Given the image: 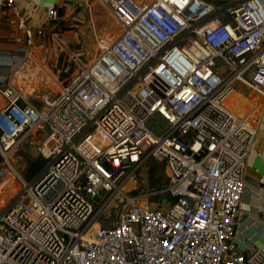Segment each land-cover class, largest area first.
<instances>
[{"label": "built area", "instance_id": "1", "mask_svg": "<svg viewBox=\"0 0 264 264\" xmlns=\"http://www.w3.org/2000/svg\"><path fill=\"white\" fill-rule=\"evenodd\" d=\"M101 2L121 32L98 41L56 100L40 109L0 83V181L18 186L0 203V264H264L237 235L257 115L225 105L240 85L264 95V0ZM2 11L14 49L58 56L17 0H0ZM155 115L162 134L147 126ZM32 136L45 164L26 179L11 155ZM150 160L169 174L158 206L128 191Z\"/></svg>", "mask_w": 264, "mask_h": 264}, {"label": "rangeland", "instance_id": "2", "mask_svg": "<svg viewBox=\"0 0 264 264\" xmlns=\"http://www.w3.org/2000/svg\"><path fill=\"white\" fill-rule=\"evenodd\" d=\"M220 4L224 0H213ZM93 6L76 8L72 16L53 20L46 29V39L50 45H56L58 56L52 54L51 60L41 62L30 60L24 49L10 50L9 63H0V83L12 84L38 108L44 109L58 98L63 89L71 86L81 75L84 65L90 64L98 53V41L108 42L116 39L121 27L101 0H91ZM223 67V62L218 61ZM46 72V73H45ZM233 101L239 115L248 112L256 115L264 108V95L247 85L236 87ZM4 102L0 98V108ZM147 126L157 134L164 133L168 124L161 117H151ZM39 135L38 138H41ZM11 162L26 179L33 178L44 166L45 160L37 153V138L27 137L14 149ZM1 163V162H0ZM1 166V164H0ZM137 183L128 186L133 196L142 195L140 203L147 206H158L169 201L162 192L169 182L167 165L153 160L146 161L136 173ZM11 180L0 181V203L7 200L17 187L8 192ZM148 199V201L146 200ZM117 218V210H112L107 217L108 224Z\"/></svg>", "mask_w": 264, "mask_h": 264}, {"label": "crops", "instance_id": "3", "mask_svg": "<svg viewBox=\"0 0 264 264\" xmlns=\"http://www.w3.org/2000/svg\"><path fill=\"white\" fill-rule=\"evenodd\" d=\"M26 11L34 25L45 24L46 29L53 21L48 20V13L57 9L62 19L72 16L78 7L95 2L91 0H17ZM11 11L0 12V63H9L10 50L15 48L14 38L17 35L15 25L11 23ZM46 73V72H45ZM0 98H3L0 95ZM4 102V101H3ZM257 113V112H256ZM257 117V134L254 138L255 148L247 160L246 188L240 206V221L237 235L239 239H248L252 248L264 250V186L260 177L264 170V108L260 109Z\"/></svg>", "mask_w": 264, "mask_h": 264}, {"label": "bare ground", "instance_id": "4", "mask_svg": "<svg viewBox=\"0 0 264 264\" xmlns=\"http://www.w3.org/2000/svg\"><path fill=\"white\" fill-rule=\"evenodd\" d=\"M235 94H236V90H232V91L228 94V96L226 97V99H225V105H226L228 108H230L234 113H236V112L233 110V109H235V108H234L235 105H234L233 101H230V100H232V99L234 98ZM232 108H233V109H232ZM254 113H256V111H255Z\"/></svg>", "mask_w": 264, "mask_h": 264}]
</instances>
